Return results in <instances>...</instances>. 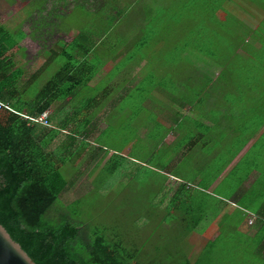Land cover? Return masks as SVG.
I'll use <instances>...</instances> for the list:
<instances>
[{
	"label": "rangeland",
	"instance_id": "1",
	"mask_svg": "<svg viewBox=\"0 0 264 264\" xmlns=\"http://www.w3.org/2000/svg\"><path fill=\"white\" fill-rule=\"evenodd\" d=\"M123 1L126 2L121 3L124 5L120 17L109 26L99 17L105 11L96 13L97 22L90 18L85 21L86 17L79 15L55 20L46 13L49 2L45 12L29 14V6L38 5L35 0H0V26L8 30L11 42L19 43L6 56L11 58L14 67L23 68V80L43 68L40 79H29L24 97H31L44 84L43 80L53 76L63 64V57H59L49 65L47 58L53 56L46 51H58L60 43L56 41L69 42L77 35L78 27L87 36L83 43L90 45V35L94 41L87 56L93 65L86 69V73L94 77V87L91 89L83 83L73 89L74 98L70 102L78 101V105L93 100L95 94L104 97L103 85L113 89L107 99L126 87L130 94L124 90L127 96L121 106L126 107V103L131 104L130 99L132 102L135 99V111L145 110L141 105L143 95L156 107L167 105L172 98L181 101L187 85L194 88L196 102L197 92L200 93L204 85L206 88L201 95H207L208 99L218 98L217 90L234 81L259 79L264 86V0ZM66 5L60 12H70L71 5ZM48 15V24L33 35L34 23L31 22H39ZM43 23H47L46 19ZM104 71L108 75L105 82L100 77L96 80ZM199 106L192 114L200 111ZM93 107L98 108V105ZM146 114L149 116L148 112ZM135 122L138 128H144L146 117H139ZM145 128L155 129L148 125ZM64 136L62 134L58 143L65 142ZM148 146V139L143 136L133 152L145 158ZM112 162L103 166L90 164L87 171L91 173L82 176L80 185L74 188H70L74 176L69 171L83 172L85 166L82 161L70 165L66 162L65 169L61 170L65 172L68 185L55 201L56 210L65 209L64 213L73 223L88 225L91 231L97 228L106 236L112 237L114 232L121 235L128 247L140 245L146 256L150 252L162 264H201L202 258L214 264H264V248H257L264 241L261 231H257L261 229L257 216H249L254 221L251 223L239 207L196 196L187 202L193 206L201 201L202 205L187 208L186 222L182 223V191L174 190L168 176L160 177L135 165L133 167L139 169L132 174L124 166V170L129 171L126 175L113 176L109 172L105 176L112 171ZM164 180L168 181L165 185ZM263 182L262 177L258 189ZM200 207L203 215L195 216ZM55 219L60 220L58 216ZM191 220L197 221L195 227L201 228L196 232L216 227L219 236L214 240L203 232V236L189 238ZM145 239L148 241H143ZM209 239L214 243L206 248L204 244Z\"/></svg>",
	"mask_w": 264,
	"mask_h": 264
},
{
	"label": "trees",
	"instance_id": "2",
	"mask_svg": "<svg viewBox=\"0 0 264 264\" xmlns=\"http://www.w3.org/2000/svg\"><path fill=\"white\" fill-rule=\"evenodd\" d=\"M35 1L38 5L36 8L35 5L29 6L31 7L28 9L29 14L45 12L46 3L49 2L50 8L46 13L51 14L52 19L79 15L85 16V21L90 18L92 22H97L99 20L96 13L105 11L99 17H103L109 26L117 22L126 2L123 0ZM122 2L124 3L121 5ZM66 4L71 5L70 12L65 13V10L60 12V8L64 5L66 7ZM48 17L49 15L43 16L39 22H31L34 23L33 35H36L40 27L48 24ZM45 19L47 23H43ZM56 23L58 24V21ZM78 26L82 25L78 24ZM85 37L87 38L86 34L78 27L77 35L66 45L62 40L56 41L62 48L59 46L57 54L50 61L54 62L57 58L63 57V64L56 69L53 76L43 80L44 84L36 89L31 97L25 98L29 79H40V77L32 73L27 80L22 79L23 68L14 67L11 58L6 56L19 43L11 42L8 30L0 26V224L36 264H162L150 252L146 256L142 246L134 244L131 248L128 247L121 235L114 232L112 237L106 236L97 228L91 231L88 225L73 223L64 213L65 209L56 210L58 207H55V201L60 199V195L68 185L65 172H62L67 157L57 146L61 131L66 130L70 117L72 102L67 101V98H73V89L76 86H81L83 83L86 85L93 78V76H84L87 67L93 65L85 61V58L91 52L94 42L90 35L92 42L87 46L83 43ZM37 71H41V68ZM205 86L200 88L201 92L206 88ZM111 87L103 85V96L107 97V94L112 92ZM187 88L189 98L184 99L190 105L196 106L193 99L194 88L189 85ZM219 90L220 95H225V99L228 100L233 97L232 91L235 92V99L239 100L245 97L246 92H254L249 96V101L264 107V86L259 79L251 81L245 79L240 83L234 81ZM221 96L213 97L211 104L218 105ZM229 102H231L230 107L236 110L238 102ZM199 104L207 107L203 102ZM76 107L75 115H80L81 118L82 104H77ZM257 112L256 110L255 113L258 115ZM43 114L46 115L47 125L31 120ZM262 115L261 113V117ZM57 117L58 123L55 121ZM109 172L112 171L106 172L105 176ZM52 213L57 215L54 216ZM57 216L60 220L55 219ZM257 217L262 223L259 224L261 229L257 231H261V239H263L264 213ZM192 224L191 228H194L196 223ZM209 231L207 234L211 236L212 229ZM214 240L209 239L204 247H212ZM257 248H264V241ZM262 256L264 257V254ZM202 259L199 260L203 261L201 264H214Z\"/></svg>",
	"mask_w": 264,
	"mask_h": 264
},
{
	"label": "crops",
	"instance_id": "3",
	"mask_svg": "<svg viewBox=\"0 0 264 264\" xmlns=\"http://www.w3.org/2000/svg\"><path fill=\"white\" fill-rule=\"evenodd\" d=\"M60 47L62 48L61 45ZM46 52L52 56L57 54L52 49ZM47 59L51 65V58ZM89 60L90 58L85 59L87 62ZM42 70L43 68L39 72ZM36 72L35 75L39 76L40 73ZM88 74L85 71L84 76L89 77ZM217 75L215 73V78ZM107 76L104 71L96 80L100 77L105 82ZM93 79L94 77L85 86L92 89ZM187 86L184 87L185 94L182 95L181 101L172 98L171 101L167 100L168 104L163 107L154 106L152 100L143 95V111H135V99L133 102L130 99V105L126 103L127 108L121 106L127 96V93L124 96L125 91L130 92L126 87L125 91L117 90L114 96L108 99L106 96L99 98V95L95 94L93 100L89 99L88 103L81 107V118L74 112L77 111L78 101H72L66 130L60 134V137L65 134V142L58 143L57 146L65 152L69 165L82 161L85 167L83 172L69 171V174L74 176L70 188L80 185L82 176L91 173L87 171L90 164L98 163L103 166L113 161V176L126 175L129 171L132 174L139 169L137 167L145 168L144 170L160 177L168 176L169 184L173 185L174 190L182 191V223L186 222L184 215L187 208L202 205L201 201L193 206L187 202L190 197L196 196L208 197L213 203L239 207L248 215L249 222V216H261L262 212L264 213V182L259 189L257 184L262 177L264 180V107L249 101V96L254 92H246L242 100L235 99L234 91L231 100L225 99V95L221 96L219 93L218 96L221 97L216 106L211 104L214 96L209 100L207 95L200 93L198 102H203L207 107L196 102V106L200 105V111L192 114L196 106L190 105L184 99L189 94ZM73 98L69 97L67 101ZM229 101L238 102L236 110L230 107ZM94 105H98V108H94ZM130 106L133 107L129 108ZM112 112L114 114L111 117ZM139 117H146V126L155 129L145 128V124L144 128H138L135 120ZM182 117L185 120H182L180 126ZM55 121H58V117ZM143 136L147 137L149 145L145 150V158L133 152L142 142ZM154 157H158L156 162ZM124 166L129 171L124 170ZM165 182L168 181L164 180V185ZM171 197L174 198L175 195ZM202 209L200 207L197 210L198 215L195 216H202ZM199 229L201 228L195 226L188 229L191 232L189 238L203 236V232L206 234L209 231V228L202 229L201 233L195 231ZM218 234V229L212 228L211 236L215 238Z\"/></svg>",
	"mask_w": 264,
	"mask_h": 264
},
{
	"label": "water",
	"instance_id": "4",
	"mask_svg": "<svg viewBox=\"0 0 264 264\" xmlns=\"http://www.w3.org/2000/svg\"><path fill=\"white\" fill-rule=\"evenodd\" d=\"M0 264H36L1 224Z\"/></svg>",
	"mask_w": 264,
	"mask_h": 264
},
{
	"label": "built area",
	"instance_id": "5",
	"mask_svg": "<svg viewBox=\"0 0 264 264\" xmlns=\"http://www.w3.org/2000/svg\"><path fill=\"white\" fill-rule=\"evenodd\" d=\"M31 120H33L35 122H38V123H41V124H44V125H47V120H46V115L45 114L41 115L37 119L31 118Z\"/></svg>",
	"mask_w": 264,
	"mask_h": 264
}]
</instances>
